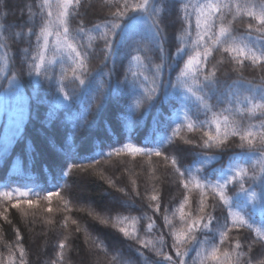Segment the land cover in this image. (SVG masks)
Masks as SVG:
<instances>
[{
	"label": "trees",
	"instance_id": "trees-1",
	"mask_svg": "<svg viewBox=\"0 0 264 264\" xmlns=\"http://www.w3.org/2000/svg\"><path fill=\"white\" fill-rule=\"evenodd\" d=\"M57 0H51L53 12ZM89 5L87 9H73L81 15L75 17L72 22L73 29L83 18L86 22V35L77 37L76 43L93 45L89 49L90 56L88 65L90 75L86 84L80 87V95L74 102L66 101L68 107H60L55 103L56 85L45 77L27 75V63L32 61V57L37 51L35 36H29V28L32 20H39L46 14L40 10L43 0H0V101L5 91L9 87L14 90V101L17 96L23 97V101L18 105L22 112L12 116L10 110L13 105L4 103L0 111V192H11L12 200L0 199V264H19V251L16 249V232H20V243L25 248L26 264H52L58 261L57 252L59 241L66 239L63 264H151L153 260H162V257L155 255V251L145 248L137 241V237L144 240H152L156 243V248H160L159 236L163 235L167 240V246L163 251L175 259V252L172 250V239L169 235V227L165 226L164 216L168 217V224L171 227L179 228L181 221L179 217V205L183 196H189V204L184 211L194 212L196 204L193 201L199 200V190L190 185L185 190L179 184L178 175L174 174L171 165V158L175 157L179 161L182 171L191 170V174L196 177H206L209 182L219 180L222 169H227L239 158L232 156L231 152L240 149L235 146L240 143L238 137H229L227 149L203 150L194 144L185 143L193 140L197 144L202 143L204 131H215L214 126L209 129L205 124L199 126L200 121L211 119V114L199 113L198 117L189 113L193 119L198 121L197 130L189 132L186 127L179 130L178 135H174V130L178 124L186 123L183 119V104L181 97L185 89L177 84L175 88L169 86L167 93H160L153 102L144 101L139 109L133 110L132 104L140 98L141 89L136 90V95H131L126 86L135 79L143 80L148 77V85H151L153 68L145 61L143 64H136L131 61L128 49H120L119 54L110 55L105 59L103 55V42L98 39L87 40V35L98 36V31H89L94 24H101L106 19H111L108 15L110 11H115L116 0H84ZM123 3V0H119ZM139 0H129V3H137ZM201 2V0H150L153 7L162 9L160 18L162 27L165 28L168 39L165 41L166 56L172 65L171 69L165 70V78L176 83L179 68L183 65L184 55L181 59L176 54V48L181 43L179 36L183 35L181 21L177 20L178 3L191 5ZM231 3L232 0H224ZM244 4L245 0H238ZM249 5L258 4L259 0H248ZM31 10V11H30ZM258 10V9H256ZM235 6L232 9H225L229 20L233 19ZM181 15L183 13H180ZM258 26L257 22L250 17L237 15L236 35L252 46L264 43L258 41L255 33L250 37L240 36L246 31L248 23ZM189 28L192 36H195V15L191 17V25H184ZM102 30V29H101ZM16 33H21L16 36ZM52 41L55 37L50 38ZM189 44L190 41L185 40ZM28 48L27 53L24 49ZM132 52V55H135ZM157 53L153 52V62L158 63ZM27 56V61H25ZM46 57L52 60L48 67V74L55 72L56 77L65 75L67 91L71 94L78 81L72 83L73 67L67 57V53L58 52L54 44L50 43L46 52ZM63 60L61 62V58ZM216 59H221L220 53H216ZM215 63V60L212 61ZM211 67V64L209 65ZM232 65L228 60H224L221 72L228 69V76H221V91L218 93L219 99L214 95L210 103L214 105L213 111L218 115H230L224 109L235 106L227 102V92L230 90L232 80L241 77V73L232 72ZM24 75H19L21 70ZM133 73L137 75L134 77ZM111 74V75H109ZM261 73L257 66L245 61L242 70V78L252 81V84L240 82L232 90L241 96L254 95L252 91L254 84L261 82ZM13 76V84H9ZM100 84L104 85V97L101 107L95 106V101H99L96 89ZM13 93V92H12ZM95 97V101H94ZM62 99V96H61ZM187 103L191 106L194 101ZM93 106L89 108V105ZM1 107V106H0ZM240 117L237 116V119ZM244 122L258 124V120L244 117ZM125 143H133L137 147L145 149H159L164 155L157 157L153 153L151 156L137 154L135 156L123 153L121 156H101V153H108L114 148H119ZM85 145L87 151H79V146ZM207 151L209 156H214L210 164H204V156L201 154ZM168 156L169 160H165ZM256 157H253L255 160ZM93 160L100 161L94 169H89L85 175L78 170H69L68 165L79 164L89 165ZM107 161V163H105ZM247 164V158H243ZM259 168V164L256 165ZM67 172V175L64 173ZM101 174L104 179H101ZM111 179L116 182L117 187H124L126 191H131L132 181L137 182L139 197L133 195L132 199L125 201L121 193H117L115 188H111L106 180ZM247 188L248 185L245 184ZM233 200L240 205H246L245 211L251 213L252 219L259 226L264 222V207L260 200L259 187L257 199L249 201L245 193L239 192V185H229ZM28 192L27 199L37 201L29 208L22 205L20 208H12L11 203L17 199L16 190ZM59 192V196H53L51 205L44 199L47 192ZM152 195L162 196L158 201H151ZM162 205L160 211H155V205ZM213 201L209 195V211L213 215H219V207L212 208ZM149 205H152L149 207ZM51 206L52 212H48ZM115 208L114 211L109 209ZM167 209V212H165ZM99 215L103 219H108V225L101 224L99 220H94L89 215ZM26 213V214H25ZM7 217L5 219L4 217ZM65 217H68V226L65 227ZM75 219L77 225L71 224ZM155 221L152 231L147 230V225ZM215 224L216 222L213 221ZM221 223L223 221L221 220ZM115 225V226H113ZM77 226L81 229L76 232ZM124 227L129 230L130 235L124 236L119 232V228ZM208 230H203L199 234L201 240L205 239ZM210 236L211 233H208ZM230 240H226L224 247H229L231 241L239 239L247 252V245L254 238V234L247 230L233 229ZM247 237V239H245ZM217 243L219 239L217 237ZM14 256L10 257L9 253ZM143 253V255L141 254ZM259 245L255 246L253 253L257 261L264 264V255L259 254ZM196 257L193 251L188 257L191 264L192 258ZM199 264V258L196 259ZM207 264H213L208 261Z\"/></svg>",
	"mask_w": 264,
	"mask_h": 264
},
{
	"label": "snow or ice",
	"instance_id": "snow-or-ice-1",
	"mask_svg": "<svg viewBox=\"0 0 264 264\" xmlns=\"http://www.w3.org/2000/svg\"><path fill=\"white\" fill-rule=\"evenodd\" d=\"M233 5L236 11L230 13L233 15V19L229 20L225 9L231 10ZM53 7L51 0H43L40 10L42 13L47 10L46 14L41 16L39 20H33L31 16L29 17L32 20L29 36H35L37 51L33 55L32 61L27 63V75L43 76L53 82L56 85L57 94L55 103L60 107H68L69 105L65 102H74L75 98L80 95L79 86L85 85L87 77L90 75L88 59L90 56L89 49H92L93 45L91 43L86 45L76 43L77 37L86 35V22L81 18L74 29L71 26L75 17L81 15L80 12H74L73 9L84 10L89 5L84 0H57L55 13ZM191 8L192 11L190 12L189 4L178 3L177 20L182 22L181 28L184 34L178 37L181 43L176 48V54L180 55L181 59L186 55L187 59H183V65L179 68L176 83H172V81L165 78L166 68H172L166 56L165 41L168 37L165 28L161 26L163 23L160 18L162 9L153 7L150 0H139V2L131 4L129 0H123V3L116 0L115 11H110L108 14L111 19H106L103 25L94 24L89 29V31H98V36L87 35L88 41L98 39L103 42L102 51L105 59L110 55L119 54L120 49L127 48L132 62L140 65L147 61L149 66L154 69L150 86L148 85L147 76H144L141 81L133 79L126 86L131 95H136L137 89L142 90L140 98L132 104L133 110L139 109L144 101L153 102L162 92L166 94L169 86L175 88L179 84L185 89L181 97V103L183 104L182 115L186 123L178 124L174 130V135H178L182 127H186L189 132L196 131L198 121L193 119L189 113L198 117L199 113L204 112L206 115L210 113L211 119L200 121L199 126L202 128L206 124L209 129L214 126L215 131H204L202 143L197 144L193 140L185 141V143L194 144L203 150L214 148L223 150L228 147L229 137H238L240 141L235 146L240 151L233 150L231 152L232 156L239 159L227 169H222L221 178L214 183L209 182L206 177L193 176L191 170L182 171L178 159L171 158V165L174 174L179 177V184L185 190H188L190 185L199 190V200L193 201L196 204L194 212L186 213L184 211L185 206L189 204V196L187 194L183 196V200L179 205L181 221L179 228L171 227L168 224L167 215L164 216L165 226L169 227V235L172 239L171 247L175 252V259L168 252L163 251L168 243L163 235L158 238L159 249L156 248V243L152 240L137 237V241L145 248L155 251L156 256L162 257V260L151 261V264H190L188 257L193 251L196 252V257L192 258L191 264H196L197 258H199V264H207L208 261L213 262V264H262V262L255 259L253 253L255 252V246L259 245V254L264 255V222L259 226L256 225L251 213L245 211L246 205H240L233 200L236 193L233 192L232 196L229 195V192L232 191L229 185L238 184V191L245 193L249 201L257 199V192L254 189L259 187V196L262 207H264V75H261L259 84L253 85L254 95L241 96L238 92L234 93L232 90L240 82L253 83L242 78L245 61L257 66L260 72L264 73V43L257 45L253 42L250 46L248 43H243L236 35V17L237 15H246L256 21L258 26H254L251 22L248 23L245 26L246 31L240 36L250 37L254 31L261 34L256 39L264 41V0H259L258 4L251 6L248 0H245L244 4L239 3L238 0H232L231 3L227 4L224 0H201V2L191 5ZM193 14L195 15L196 29L194 37L189 28L184 27V25L190 27ZM15 35L20 36L21 33ZM53 36L55 37L54 41L50 39ZM185 40L190 41V46L184 43ZM50 43L54 44L58 52L67 53V57L73 65L71 69L72 83L75 84L78 81V85L72 89L71 94L66 90L65 75H60L57 78L55 72L48 74L47 65H50L52 60L46 57V52ZM28 51V48L24 49L25 53ZM132 52L136 54L132 55ZM153 52L158 54L156 57L158 63L153 62ZM216 53H220L221 59H216ZM225 59L233 66L232 72L241 73V77L231 81L230 90L227 92V102L235 106V111L233 112L232 107H229L224 111L229 112L230 115H218L213 111L214 105L209 101L214 95L217 96V99L220 98L218 93L221 91V76L229 75L227 68L221 72V66H223ZM62 60L63 57L61 62ZM213 60H215V63H212ZM25 61H27V56H25ZM210 64L211 67H209ZM0 72H2V69H0ZM19 75H24L23 69ZM136 75V73H133L134 77ZM15 79L17 77L13 76L9 84L11 85ZM103 90V84H100L96 89L99 95V101H95L94 97L97 108L101 107L104 97ZM190 99L194 101L191 106L187 103ZM92 106L90 104L89 108ZM237 116L240 118L237 119ZM245 116L250 120H258V124H246L244 122ZM87 150L85 145L79 146V151ZM123 153L132 156L137 154L151 156L153 153L157 157L164 155L159 149H145L137 147L133 143H125L119 148H114L108 153H101L100 155L102 157L106 155L110 158L114 155L121 156ZM201 154L204 156V164H210L214 158V156H209L207 151H203ZM245 157L247 158V164L243 162ZM253 157H256V159L253 160ZM164 159L167 161L169 157L164 156ZM99 163L100 161L93 160V163L89 165L70 164L68 169L70 171L75 169L87 175L89 169H94V166L99 165ZM257 164H259V168L256 167ZM67 174V172L64 173V175ZM100 178L104 179V176L101 174ZM106 182L111 188H115L117 193L123 194L122 199L125 201L131 200L133 195L137 197L141 195L135 180L132 181L131 191H126L124 187H117L116 182L111 179L106 180ZM245 184L248 185L247 188ZM16 192L21 199L11 203L12 208H20L23 212L22 205L31 208L37 203V201L26 198L29 195L28 192L19 189ZM59 195V192L49 191L45 194L44 199L51 205L52 197ZM209 195H211L213 201L211 207H219V215H213L209 211ZM0 199H7L11 202L12 193L0 192ZM150 199L155 202L162 199V196L152 195ZM151 206L149 205V207ZM161 207L162 205L157 203L155 211H160ZM114 210L115 208L109 209V211ZM47 211L52 212L51 206L48 207ZM165 212H167V209H165ZM3 215V213H0V216ZM89 215L94 220H99L101 224L108 225L110 223L108 219H103L92 212H89ZM4 218L7 219L6 216ZM68 220L69 218L65 217V227L68 226ZM221 220L223 223H221ZM213 221L216 223L214 224ZM155 223V221H151L147 225V230L152 231ZM71 224L77 225V221L72 219ZM234 228L247 230L250 236L254 234V238L247 245V252L239 239L231 241L229 247H224L225 241L230 240L229 234ZM203 230H208V232L204 233L206 238L201 240L199 234ZM80 231L81 229L77 226L76 232ZM119 232L123 233L124 236L130 235L129 230L124 227L119 228ZM208 233H211V235L209 236ZM16 237L19 264H26V252L20 243L19 230L16 232ZM217 237L219 243H217ZM66 239L67 237L59 241L58 261H53L52 264H63V250L66 247ZM141 254L143 255V253ZM9 256L13 257L14 253L10 252ZM13 264H16L15 259H13Z\"/></svg>",
	"mask_w": 264,
	"mask_h": 264
},
{
	"label": "rangeland",
	"instance_id": "rangeland-1",
	"mask_svg": "<svg viewBox=\"0 0 264 264\" xmlns=\"http://www.w3.org/2000/svg\"><path fill=\"white\" fill-rule=\"evenodd\" d=\"M12 86L15 87V85L12 83ZM13 92V93H12ZM14 93H16L14 90H10V88L8 87L7 90L5 91V94L2 96L1 101H0V111H2L3 109V105L4 103H10L13 105V110H10V114L12 116H17L19 115V111L22 112L21 107L18 105V103L21 101H23V97L21 96H17V102L14 101L15 97H14Z\"/></svg>",
	"mask_w": 264,
	"mask_h": 264
}]
</instances>
